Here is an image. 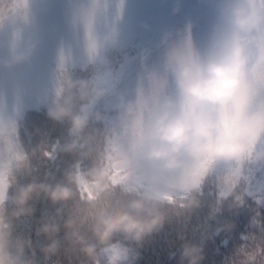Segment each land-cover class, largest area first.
Masks as SVG:
<instances>
[{
	"label": "trees",
	"instance_id": "trees-1",
	"mask_svg": "<svg viewBox=\"0 0 264 264\" xmlns=\"http://www.w3.org/2000/svg\"><path fill=\"white\" fill-rule=\"evenodd\" d=\"M24 2L22 9L19 4ZM93 2L0 0V18L4 21L0 29V58L10 53L15 36L18 37L16 45L25 44L33 48L35 42L45 45L49 67L46 91L30 104L15 99L5 114L6 118L15 121L16 135L13 139L27 158V166L14 172L15 181L8 189L3 206L5 216L12 211L10 199L16 187L33 179L37 183L55 184L63 180L69 169L77 170V164L83 173L98 165L92 149L103 139L107 129L115 126L119 130L120 121L131 124L137 119L141 109L139 93L148 95L154 79L163 78L167 83L152 110L163 96H171L180 105L181 96L171 71L173 57L177 53L187 56L190 42L192 51L200 60L206 58L222 0H107L106 8L95 11ZM80 11L88 14L91 24V28L82 32L116 38L115 46L100 53L102 59L81 58L74 54L69 57L65 42L58 40L62 37V27ZM34 54L35 50L27 63L15 69H29ZM77 81H96L97 89L107 93L94 105L88 127L79 139L74 137L66 121L51 120L47 116L53 102L63 98L68 84ZM261 99H264V93L253 98V111ZM121 101L125 106H137V116L133 121L125 120L123 111L118 108ZM89 140L87 155L60 151L74 141L77 147H84ZM260 151H264V135L258 140L253 157L243 161L239 185L227 199H221L220 193L229 164L219 162L199 189L187 193L186 199H180L185 195L180 191L172 195L175 202L166 203L164 211L168 218L160 231L147 236L140 245L119 236L114 238L113 244L127 250L126 259L130 264H180L185 244L203 249L202 264H243L249 257L240 252L242 247L246 246L247 253L255 251L257 245L264 249V160L257 158ZM45 153H51V158ZM231 166L236 165L232 163ZM29 171L32 175L28 174ZM122 195V187L113 189V200ZM139 195L128 193L125 198ZM192 196L198 205L190 208L187 200ZM77 201L78 198L68 205H52L41 198L31 204L34 209L31 217L13 221L12 242H24L25 259L32 258L35 250L36 264H91L79 250L66 251L69 246L63 242V230L59 235L62 241L60 251L46 258L39 250L45 244V238L37 237L35 233L39 221L45 216H54L61 211L63 219H67L74 212L70 209L76 207ZM227 224L232 225L230 230L225 227ZM89 228L90 222L84 228L80 218L79 233L95 243ZM253 236L256 240L246 239ZM100 264H108L107 257L101 254ZM252 264H264V255H258Z\"/></svg>",
	"mask_w": 264,
	"mask_h": 264
},
{
	"label": "clouds",
	"instance_id": "clouds-1",
	"mask_svg": "<svg viewBox=\"0 0 264 264\" xmlns=\"http://www.w3.org/2000/svg\"><path fill=\"white\" fill-rule=\"evenodd\" d=\"M107 6V0H94L92 5L94 11ZM218 15L211 47L204 60L193 61L182 53L173 57L171 71L175 87L186 104L178 105L171 96L161 97L149 115L150 125L135 155L129 157L117 153L114 156V163L120 170L143 169L155 164L162 175L176 172L181 168L185 150L195 153L202 141H211V156L229 165L244 161L253 151L259 134L264 132V112L253 111L244 97L246 81L264 80V4L261 0H222ZM115 39L114 36L92 35L85 43L87 55L95 58L115 46ZM33 53L31 46L16 45L6 57L0 58V70L11 72L27 63ZM105 95L107 93L97 89L96 81L70 83L63 98L53 102L47 116L51 120L66 121L74 137L79 139L88 127L94 105ZM234 102L235 130L231 135L214 139L220 128L217 119L220 111ZM78 104L80 107L77 108ZM136 107L125 106L123 101L118 105L129 122L137 116ZM90 142L77 147L74 141L60 151L87 155L86 146ZM11 147L7 142L0 143V149L4 151ZM257 157L264 160V151L257 153ZM193 170L195 166L184 168V177ZM28 174L32 175L31 171ZM233 182L222 180L224 199L233 195ZM81 184L94 194L85 207L91 213L89 231L95 243L79 233L80 218L76 212L63 219L62 212L57 211L54 216H45L35 229L37 237L45 238V244L39 250L46 258L60 251L59 235L63 230V242L69 246L66 251L79 250L91 264H100L101 250L112 245L114 238L119 236L140 245L147 236L160 231L168 218L164 211L167 189L158 181H153L142 194L131 199H126L128 193L124 192L111 202L110 207L102 209L98 207L99 199L112 189L107 168L98 164L83 176L71 168L61 182L37 183L33 179L15 188L10 199L12 211L7 216H0V264H36L35 250L32 258L25 259L24 242L13 244V221L31 217L34 212L31 204L41 198L52 205L72 203L78 198ZM197 205L195 196L187 200L188 207ZM225 227L230 230L232 225ZM203 260L201 247L183 246L180 264H202Z\"/></svg>",
	"mask_w": 264,
	"mask_h": 264
},
{
	"label": "snow or ice",
	"instance_id": "snow-or-ice-1",
	"mask_svg": "<svg viewBox=\"0 0 264 264\" xmlns=\"http://www.w3.org/2000/svg\"><path fill=\"white\" fill-rule=\"evenodd\" d=\"M261 3L264 4V0H261ZM19 6L23 9L25 7V2L22 5L19 4ZM3 26V18H0V29H2ZM16 39H18V37L14 36L12 50L16 47ZM188 44L189 50L187 58L192 59L193 61H199L200 58L192 51L191 43L189 42ZM259 55L260 54L258 53V57ZM61 69H63V58L61 60ZM166 83V79H154L151 83L148 95H145L143 92L139 93L141 109L137 119L131 124H125L120 121L118 125L119 130H117V127L115 126L107 129L103 139L98 141L95 149H92V152L95 151L96 153L98 164L107 168L112 185L111 191H109L102 199H99V208L107 209L110 207L111 202L113 201V189L116 187H122L123 192L140 194L141 191L146 190L153 181H158L162 188L167 189V194L164 196L167 202H175L170 193L177 190L185 194L181 196L180 199H186L187 193L191 192L193 189H199L210 171L220 162L211 156V141H202L200 148L195 153L185 150L181 157V168L173 173L162 175L160 174L159 167L155 164L148 165L143 169H130L127 171H122L116 166L113 158L117 153L132 157L142 146L144 136L150 125L149 115L152 107L158 96L163 93ZM245 87L246 94L244 99L251 104L254 97L264 93V80L250 79L249 81H246ZM60 91H58L57 95L60 94ZM235 103L236 102L232 105L226 106L220 111V114L217 117L218 122L220 123V128L214 139L231 135L235 130V120L237 118ZM185 104V98L181 97L180 105L184 106ZM255 112H264V99H261ZM15 135V121L6 118L3 111H0V143L7 142L12 146L9 151L0 149V216H2L4 212L3 206L7 200L8 189L15 181L14 172L27 166V158L19 151L18 145L14 142L13 138ZM262 135H264V132L259 134L258 140ZM254 154L255 146L247 158L253 157ZM45 155L51 158V153H45ZM242 163L243 161L235 163V167H232L230 164L228 172L223 177V180L227 179L234 181L232 183L233 192L239 185L241 179ZM193 166H195V170L185 178L183 175V169ZM76 167L78 174L83 176L85 173L81 172L79 164H77ZM93 195L94 194L90 190H87L84 185L81 184L78 189V201L76 207L70 209V211H74L79 215L82 221V227L84 228H87L89 225L91 215L89 210L85 207V204L89 199L93 198ZM220 197L221 199L224 198L223 190L220 193ZM237 199L239 200L240 197H237ZM181 206L183 207L184 205L181 204ZM246 239L254 241L256 240V237L253 236ZM245 248L246 246L242 247L240 252H244L248 255L249 259L244 261L243 264H252L258 255H264V249L259 245L256 246L255 251L250 253H247ZM126 254L127 250L123 249L119 244H112L101 250V255L107 257L108 264H120V262L126 257Z\"/></svg>",
	"mask_w": 264,
	"mask_h": 264
},
{
	"label": "rangeland",
	"instance_id": "rangeland-1",
	"mask_svg": "<svg viewBox=\"0 0 264 264\" xmlns=\"http://www.w3.org/2000/svg\"><path fill=\"white\" fill-rule=\"evenodd\" d=\"M86 28H91V24L89 23L88 14L82 11L78 12L73 20L62 27V37L58 40L65 42L69 57L72 54L81 58L89 57L85 49V43L93 34L82 32ZM34 50V60L29 69H14L11 72L0 70V111H3L4 115L15 99L30 104L47 89L49 68L46 60V47L35 42ZM61 54L59 51L58 55L61 56ZM97 57L102 59L101 54H98L95 58ZM177 192L178 190L172 191L170 195L172 196ZM129 262L130 260L125 257L120 264H128Z\"/></svg>",
	"mask_w": 264,
	"mask_h": 264
}]
</instances>
